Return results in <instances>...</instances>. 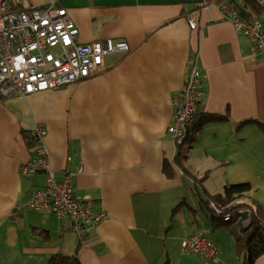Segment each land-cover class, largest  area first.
I'll use <instances>...</instances> for the list:
<instances>
[{
  "label": "crops",
  "instance_id": "1",
  "mask_svg": "<svg viewBox=\"0 0 264 264\" xmlns=\"http://www.w3.org/2000/svg\"><path fill=\"white\" fill-rule=\"evenodd\" d=\"M56 1L78 26L79 42L122 39L130 51L106 55L102 71L76 84L0 102V264H49L56 253H77L82 264H203L181 246L185 234L210 226L202 210L187 205L188 179L204 178L212 194L253 182L247 204L264 211V130L255 122H264V54H253L251 39L221 12L219 5L232 0ZM192 62L203 76L201 121L194 138L181 143L167 130ZM211 114L226 118L204 121ZM38 124L48 131L56 179L76 173L77 198L107 215L86 235L70 220L26 205L46 183L43 170L21 173L32 155L23 133ZM180 145L191 176L174 161ZM226 231L209 234L219 248L209 264L240 262ZM255 264H264V255Z\"/></svg>",
  "mask_w": 264,
  "mask_h": 264
},
{
  "label": "built area",
  "instance_id": "2",
  "mask_svg": "<svg viewBox=\"0 0 264 264\" xmlns=\"http://www.w3.org/2000/svg\"><path fill=\"white\" fill-rule=\"evenodd\" d=\"M264 9V0H256ZM224 17L234 29L252 41L251 52L264 54V18L244 19L234 1L219 5ZM194 28L198 26L193 17L189 20ZM80 30L66 8L48 0L42 5L30 8H16L10 0H0V102L14 97L26 98L32 93L76 84L88 79L105 66L108 54L127 53L129 44L122 39L79 42ZM59 47L54 53L53 49ZM202 71L192 62L181 90L174 95V112L167 132L176 140L185 139L201 119L198 104L203 97ZM48 131L41 124L28 132L32 155L22 164L21 173L30 176L36 170L46 173L43 187L31 191L26 205L28 208L46 210L58 219L70 220L71 228L80 236L93 231L105 218L106 213H95L92 200H79L75 194L77 174L69 172L57 180L51 168L48 148L45 142ZM248 198H244L247 203ZM241 210L249 212L243 218L248 225L253 203ZM218 213H224L226 206L211 203ZM229 219L226 214L224 220ZM182 251L196 255L203 264L219 258V248L209 236V229L201 226L182 238Z\"/></svg>",
  "mask_w": 264,
  "mask_h": 264
},
{
  "label": "trees",
  "instance_id": "3",
  "mask_svg": "<svg viewBox=\"0 0 264 264\" xmlns=\"http://www.w3.org/2000/svg\"><path fill=\"white\" fill-rule=\"evenodd\" d=\"M236 2L235 0H232ZM244 5H236L241 16L246 20H256L264 18V9L256 2V0H243ZM205 115V114H203ZM204 121L208 120H223L226 118L220 114L206 115ZM201 121V119H200ZM264 130V122L255 120ZM200 126H195L191 131L192 135L195 130H199ZM26 143L31 147L32 142L29 140L28 133H23ZM183 145H180L176 153L174 161L182 168L183 173L191 176L184 166L185 154L182 151ZM166 174L172 176L173 169L168 163L164 167ZM203 179L195 177L190 188L193 189V195L196 196L199 207H192L193 210L200 212L202 210L209 219V234L216 230L225 227L235 239V252L240 258L237 264H255L257 258L264 255V211L261 206L257 205L255 212H252L248 225H243L241 221V210L250 207L244 198L249 197L252 190L256 188L253 182H244L225 185L224 191L220 193H210L203 186ZM226 206L224 213L218 214L211 206V203ZM226 214H229V219L224 220ZM37 234L48 239L49 233L41 228H34ZM49 264H82L77 253L72 255H64L61 253L54 254L49 261Z\"/></svg>",
  "mask_w": 264,
  "mask_h": 264
},
{
  "label": "rangeland",
  "instance_id": "4",
  "mask_svg": "<svg viewBox=\"0 0 264 264\" xmlns=\"http://www.w3.org/2000/svg\"><path fill=\"white\" fill-rule=\"evenodd\" d=\"M60 49H59V47H56V48H54L53 49V52L54 53H56V52H58ZM187 182H188V186L190 185V187H191V185L193 184L192 182H191V179H188L187 180ZM221 192H223V190L221 191ZM193 193H194V191H193V189L192 188H190V190H189V188L187 189V194H186V200H187V205H191L192 207H194V206H197V205H195V202H196V200H195V196L193 195ZM185 206V207H187L188 208V206ZM204 222H206V223H208L209 224V219L206 217V215L203 213V217L201 218ZM222 229L226 232V233H228L226 230V228L225 227H223V228H221V229H219L220 231H222ZM227 235H229V234H227ZM213 237V236H212ZM228 237H230V236H228ZM233 237V236H232ZM233 245H235V241L233 242ZM239 261H240V258H239Z\"/></svg>",
  "mask_w": 264,
  "mask_h": 264
},
{
  "label": "water",
  "instance_id": "5",
  "mask_svg": "<svg viewBox=\"0 0 264 264\" xmlns=\"http://www.w3.org/2000/svg\"><path fill=\"white\" fill-rule=\"evenodd\" d=\"M179 142L182 143V142H183V139H180ZM242 217H243V218L249 217V212H248V211H244V212L242 213Z\"/></svg>",
  "mask_w": 264,
  "mask_h": 264
}]
</instances>
